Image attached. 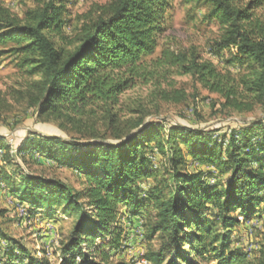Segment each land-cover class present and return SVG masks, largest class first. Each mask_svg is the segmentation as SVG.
<instances>
[{"label":"trees","instance_id":"obj_1","mask_svg":"<svg viewBox=\"0 0 264 264\" xmlns=\"http://www.w3.org/2000/svg\"><path fill=\"white\" fill-rule=\"evenodd\" d=\"M172 1L93 5L78 16V33L69 38L63 32L67 0H36L22 16L0 0V44L12 45L26 76H38L16 92L17 98L27 101L37 119L59 121V126L75 123L81 131L82 117L92 115V108L102 110L108 124L102 134L88 127V134L68 138L30 131L14 145L0 136V190L25 208L26 218L53 221L58 211L73 218L69 237L59 243L57 264L142 259L149 264H247L231 241L236 228L248 238L263 213L264 117H249L221 131L147 121L140 109L119 125L113 111L135 79L152 77L144 58L158 47ZM186 1L209 7L205 17L220 30L209 53L221 58L227 50L242 72L237 77L222 72L195 49L162 48L151 63L190 74L218 95L223 111L264 108V13L258 11L264 0ZM159 96L166 102L185 99L178 90ZM3 101L0 94V109ZM41 159L71 170L81 187L25 169ZM189 163L199 169L189 171ZM154 239L157 249L148 247L138 259L113 260L132 243ZM41 253L35 255L0 227V264H49ZM259 254L254 264H264V248Z\"/></svg>","mask_w":264,"mask_h":264},{"label":"rangeland","instance_id":"obj_2","mask_svg":"<svg viewBox=\"0 0 264 264\" xmlns=\"http://www.w3.org/2000/svg\"><path fill=\"white\" fill-rule=\"evenodd\" d=\"M1 1L18 16H22L25 10L33 8L36 3V0ZM109 1L67 0L69 14L65 17L64 34L69 38L74 37L81 25L78 16L89 11L93 5H102ZM245 1L247 0H242ZM258 11L264 13V9ZM208 12L209 7L200 2L172 1V6L165 17V31L158 37V47L152 55L144 58L145 70L151 71L152 77L135 79L133 85L119 95L118 104L113 109L117 114L119 125L128 118L137 117L139 112L133 111L138 109L146 114L147 121L165 119L193 128L221 129V131L236 126L249 117H264V108L258 106L252 112L223 111L218 103V95L202 88L190 74H181L177 67L157 68L151 63L160 55L162 48L187 52L195 49L202 59L212 61L218 70L235 77L239 76L242 68L230 61L231 55L227 50L222 52L221 58L209 53V48L218 38L220 30L214 22H209L205 17ZM11 46V44L4 46L0 44V94L4 99L0 109V136L14 145L30 131L43 135L56 134L66 138L83 136L85 132L88 134L86 130L88 127H95L97 133H103L108 124L102 116V110L97 108H92L95 111L92 115L86 113L82 117L81 131L74 127L75 123H63L59 126V121L37 119L32 108L28 107L27 101L17 98L16 92L24 91V85L38 79V76L28 77L24 74V70L18 66L19 56L12 53ZM173 90L183 92L185 99L180 102H166L160 98L161 91ZM105 137L110 138V133L107 132ZM24 167L35 175L60 179L73 189L81 187L79 177L71 170L57 167L43 159L30 162ZM187 168L193 171L199 169V165L189 163ZM149 182L152 183V180ZM0 211L3 212L0 216V227L6 234L15 238L37 256H41V251L44 250L49 264H57L59 243L68 238L71 232L73 224L71 216L58 211L53 221L40 217L23 219L17 214L16 203L2 190H0ZM255 223L248 238L243 237L240 229L236 228L231 241V247H239L245 253L247 264H254L260 255V249L264 248V208L260 220ZM250 242L256 247L252 252L247 253L244 251V245ZM148 247L157 249L158 240L154 239L149 243L142 241V244L132 243V247L124 249L120 254L115 253L113 260L116 261L120 257L126 261L138 259ZM135 264H138V260Z\"/></svg>","mask_w":264,"mask_h":264},{"label":"built area","instance_id":"obj_3","mask_svg":"<svg viewBox=\"0 0 264 264\" xmlns=\"http://www.w3.org/2000/svg\"><path fill=\"white\" fill-rule=\"evenodd\" d=\"M17 214L20 215V217H22L23 219L27 217V213L25 211V208L21 205L17 206ZM239 219L241 220V218H239ZM249 234H250V231H249ZM244 247H245L244 251L249 253V252H252L256 246L250 242V243H247ZM141 263L147 264V262H145L144 259L138 261V264H141Z\"/></svg>","mask_w":264,"mask_h":264}]
</instances>
